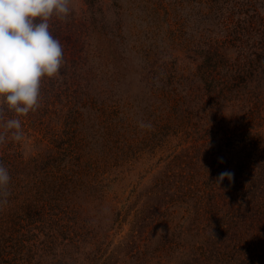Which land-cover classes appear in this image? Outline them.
Segmentation results:
<instances>
[{
    "label": "rangeland",
    "instance_id": "1",
    "mask_svg": "<svg viewBox=\"0 0 264 264\" xmlns=\"http://www.w3.org/2000/svg\"><path fill=\"white\" fill-rule=\"evenodd\" d=\"M175 1L180 2L176 6L177 16L186 29L184 35L180 33L179 43L171 45L176 47L170 55L175 59L177 72L184 70L187 74L196 67V63L186 59L180 51L183 47L196 45L200 34L203 39L221 41L228 26L234 38L233 46L228 49L230 59L245 65V85L236 88L239 91L224 92L214 99L212 106L203 107L204 111L212 109L216 118L211 132L203 135V139L199 136L194 141L190 137L194 127L190 124L165 126L166 121L160 119L165 98L155 99L147 91L146 86H152L153 79L143 78L145 74L141 71L146 64L148 68V59L141 56L145 57L143 53L147 50L160 52L149 46L153 40H159L151 33H157L151 21L158 17L165 30L167 16L161 10L154 12L153 6L160 5L158 0H99V8L104 12L103 22H112L108 30L120 26L118 36L112 38V52L116 57L120 54L126 73L123 85L105 95L103 81L99 85L97 82L92 101L78 104L79 113L84 119H93L94 102L101 106L105 97L117 101L116 128L119 127L122 136L111 137L107 144L111 152L109 161L101 162L99 172L92 175L88 187L78 184L79 191L69 200L71 212L66 222L73 227L69 235L73 240L57 246L53 255L38 250L32 264H52L53 259L63 264H205L204 260L212 264H234L253 240L263 239L264 214L250 212L256 207L249 210L250 205L240 207L238 216L234 202L222 196L220 204L209 214H203L199 206H203V210L210 208L209 200L215 197V192L231 193L233 180L243 179L246 184L259 180L261 190L264 186V59L257 56L264 47V0H227L223 10L217 15L209 13L208 19L197 0H163L162 3L173 6ZM71 8L65 22L80 20L87 14L85 0H72ZM95 15L100 18L101 14ZM243 48L245 54H241ZM249 64L254 66V71L248 69L247 72ZM70 65L53 77L56 84L71 76ZM194 84L189 81L185 85ZM181 90L186 92L188 88L182 87L168 99L183 100ZM188 107L178 108L186 110ZM197 112L202 116V109ZM75 116V120L67 117L63 120L57 112L50 116L58 141H67L68 127L84 123L81 116ZM153 117H156L157 128L152 125L143 139L141 120L145 118L149 122ZM129 124L132 126L129 129L124 127ZM202 142L209 145L213 155H208L207 148L200 146ZM117 147L120 152L125 150L126 160L113 159ZM26 149V155L34 150L29 146ZM254 150L260 152L254 154ZM174 160L180 168L171 169L170 162ZM225 171L233 173L232 180L226 177L218 181ZM79 178L82 183L83 175Z\"/></svg>",
    "mask_w": 264,
    "mask_h": 264
},
{
    "label": "trees",
    "instance_id": "2",
    "mask_svg": "<svg viewBox=\"0 0 264 264\" xmlns=\"http://www.w3.org/2000/svg\"><path fill=\"white\" fill-rule=\"evenodd\" d=\"M158 2L160 5L153 6V9L154 12L161 10L167 16L166 29L163 30L158 17L151 21V27L157 31L156 34L153 31L151 33L159 37V40H153L149 46L160 52L155 54L147 50L143 53L145 57L141 56V58L148 59L146 62L148 68L146 64L141 73L145 74L143 77L145 80L153 79L150 83L152 86H146L147 91L155 99L165 98L160 111V119L168 124L165 126L190 124L194 126L190 130V137L194 141L199 136L203 139V135L211 132L216 120L211 113L212 109L204 111L203 107L206 104L212 106L214 99L224 92L239 91L236 88H243L245 65L240 63L242 61L230 59L228 49L233 46L234 38L230 36L226 26L221 41L212 38L203 39L200 34L196 45L183 47L180 51L184 53L186 59H192L196 67L187 74L184 70L177 72L175 59L170 53L176 48L171 45L178 44L180 33L184 35L186 30L181 18L177 16L176 6L180 5V2L175 1L173 6L171 3L167 6L162 3L163 0ZM226 2L227 0H197L205 12V19L209 18V13L217 15L223 10ZM85 5L87 14L80 20L65 22L67 18L56 17L50 20V31L63 47L64 63L61 69L71 63V76L67 75L59 84H56L54 78L42 77L39 108L27 116L20 117L23 139L16 142L7 138L4 144H0V163L8 169L11 177L8 186L10 193L8 203L0 207V264H32L33 256L38 250L53 255V251L58 249L57 246L68 244V241L73 240V236H69L73 227L70 222H66L71 212L69 200L79 191V185H83V188L88 187L92 175L95 176L99 172L102 163L109 161L108 155L111 152H108L107 144L110 143L111 137L122 136L119 127L116 128L117 101L105 97L101 106L94 102L93 119H84L79 113L78 104H84L87 100L92 101L97 82L99 85V82L103 81L105 95L116 86L123 85L124 73H126V66L119 58L120 54L116 57L112 52L113 39L118 36L116 32L120 26L108 30L112 22H103L104 12L99 8V0H85ZM98 12L101 14L100 18L95 15ZM91 40H95L96 43H90ZM104 44L106 47L103 46ZM149 54L152 56L149 57ZM241 54H245L244 48ZM257 56L264 59V47L262 54L257 53ZM246 69L247 72L248 69L254 71V66L249 64ZM189 81L195 84L185 85ZM184 86L188 90L186 92L181 90L184 94L183 100H173L170 97L168 99V96L177 94V91ZM91 92L92 96H90ZM90 104L87 107L90 108ZM184 105L189 107L186 110L178 108ZM112 106L113 110H111ZM201 109L202 112L204 111L202 116L197 112ZM56 112L61 114L63 120L66 117L75 120V114L84 120L85 125L83 122L81 124L78 122L75 128H67L68 143L64 140L58 141V133L54 132L50 125V116ZM12 116L13 113H5V119ZM155 119L156 117H153L152 121L146 122L147 119L142 118L141 122L156 127ZM90 121L94 123L89 124ZM124 127L129 129L132 126L129 124ZM150 128L146 130L144 128L143 139H146L150 133ZM0 131H3L2 127ZM36 145L39 146L38 149ZM28 146L34 150L26 155ZM200 146H205L206 153L213 155L205 142ZM117 149L118 152L113 159L126 160L125 150L120 152L118 147ZM256 152L260 151L254 150V154ZM123 155L125 157H122ZM180 166L176 160L170 162L171 169H178ZM82 175L84 182L82 178L81 183L79 177ZM231 185V193L227 190L215 192V197L209 200L211 207L203 210V206H199V210L203 214L213 212L216 204H220L219 201L222 199L219 197L222 196L223 199L234 202L232 205L238 216L241 215L240 207L247 205H250L247 210L256 207L255 211H250L254 215H258L259 212L264 214V198H262L264 186L261 190L259 180H250L248 184L243 179L233 180ZM214 188L217 189L218 186ZM227 213L230 214L232 211ZM253 241L246 247L245 252L239 254L234 264H264V237L263 239L258 237ZM203 263L212 264L209 260H204ZM52 264L63 263L53 259Z\"/></svg>",
    "mask_w": 264,
    "mask_h": 264
},
{
    "label": "clouds",
    "instance_id": "3",
    "mask_svg": "<svg viewBox=\"0 0 264 264\" xmlns=\"http://www.w3.org/2000/svg\"><path fill=\"white\" fill-rule=\"evenodd\" d=\"M72 0H0V144L7 138L23 139L20 117L40 104L42 77L60 75L63 47L50 31L53 17L66 19ZM13 116L5 119V113ZM139 127L150 128L141 122ZM230 181L233 173L222 172L218 181ZM8 169L0 163V207L8 203Z\"/></svg>",
    "mask_w": 264,
    "mask_h": 264
}]
</instances>
